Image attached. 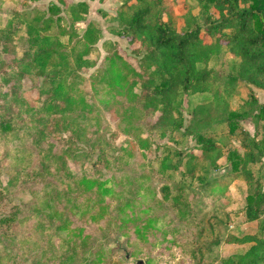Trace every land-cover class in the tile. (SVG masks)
Here are the masks:
<instances>
[{
	"label": "trees",
	"instance_id": "16d2710c",
	"mask_svg": "<svg viewBox=\"0 0 264 264\" xmlns=\"http://www.w3.org/2000/svg\"><path fill=\"white\" fill-rule=\"evenodd\" d=\"M39 1L25 0L22 6ZM56 1L33 13L16 11L5 24L0 17V44L11 57L6 62L0 56V141L30 140L42 169L36 178L47 184L35 201L15 205L9 212L0 207V264H122L102 244L91 248L93 235L86 228L95 225L105 240L114 223L119 230L132 225L136 241L147 243L162 222L154 216L143 220L135 211L142 188L134 197L131 191L117 195L115 199L124 200L113 215L106 204L107 197L116 195L111 181L76 175L68 163L72 149L60 153L52 141L61 132H77L80 137L90 132L94 138L89 142L108 168L112 161L129 165L125 160L135 158L138 149L151 150L156 145L153 137L168 138L172 145L161 146L156 162L168 180L163 198L181 221L191 208L192 184L208 186L209 170L224 154L231 175L243 177L244 214L257 227L237 239L250 247L223 264H264V105L254 95L239 97L236 109L232 105L243 88L264 89V0H190L199 14L189 13L178 22L169 0H123L120 34L137 46L135 56L107 41L102 68L92 75L94 90L98 86L105 94L104 108L117 109L120 128L131 137L120 146L100 134L101 112L87 99L82 75V70L96 68L93 55L103 39L102 30L87 17L89 2L96 0ZM79 23L86 27L82 35L73 27ZM225 55L228 69L223 73L217 68ZM31 93L37 94L40 106L31 105ZM13 112L18 114L15 118ZM156 115V122L149 124ZM185 115L191 117L188 126ZM247 119L255 124L254 136L241 124ZM190 140L194 147H189ZM110 151L116 154L112 158ZM3 196L0 193V202ZM48 220L57 222V243L45 237L43 223ZM175 233L165 231L164 240L170 242L168 237Z\"/></svg>",
	"mask_w": 264,
	"mask_h": 264
},
{
	"label": "rangeland",
	"instance_id": "374dc122",
	"mask_svg": "<svg viewBox=\"0 0 264 264\" xmlns=\"http://www.w3.org/2000/svg\"><path fill=\"white\" fill-rule=\"evenodd\" d=\"M25 0H0V17L3 23H7L15 14L16 11H28L30 13L45 9L51 1L42 0L39 2H30L28 6H22ZM75 3L85 2L87 0H73ZM173 5V15L176 22L189 13L198 15L199 9L195 8L190 0H169ZM123 0H96L89 2L90 12L87 15L89 20L93 21L103 32V39L96 45V50L93 55L97 59V66L94 69L82 70L83 77L86 81L87 99L95 103V106L101 112L102 127L100 134L105 137L114 146H120L128 143L131 137L124 134L120 128L119 116L115 114V109L111 111L104 108L101 100L104 99V92L97 86V90L93 88L92 75L102 68L107 52L104 48V43L110 41L114 45V49H119L128 56L134 57L136 47L129 44L127 39L122 36V20L120 18V9ZM218 16V13L215 14ZM79 35L85 31V24H76L73 26ZM0 56L8 62L10 56L3 53L2 45L0 44ZM228 55L219 58V67L217 70L225 73L228 69ZM1 83V75H0ZM35 84L40 83L39 80L34 81ZM32 84H29L30 88ZM140 92V91H138ZM251 95L257 99L259 104L264 105V89L251 86V88H243L234 98L232 105H235L239 97L248 99ZM31 105L40 106L37 100V94L31 93L29 96ZM35 100V103L32 101ZM1 105V104H0ZM117 110V109H116ZM14 118L18 114L13 112ZM155 118L148 119V123L153 125L157 120ZM22 126L21 133L26 128L23 126V119L20 118ZM186 126L191 122V117L185 115ZM242 126L251 136L256 134L255 124L251 119L241 122ZM103 133V134H102ZM148 136V134H146ZM94 136L86 134L83 137L77 132H61L54 135L53 142L60 153L72 149V158L68 159L70 169L80 175V172L89 175L101 177L103 181H111L112 187L116 191L114 197H107L106 204L111 206L112 214L118 203L124 200L117 198V195L124 194L125 191L130 192L131 196L141 189L142 195L138 196L135 211L146 220L150 216L162 219V222L157 224V228L152 235L149 236L147 243H139L132 234V225H129L125 230L117 229L115 223L111 227V231L105 240L101 231H95L96 226H88L86 233L93 235V243L91 248L102 244L104 250L109 256L119 260L122 264H136L139 260L145 264H223V261L232 257L235 254L245 252L250 243L240 244L237 239L243 235L252 234L257 227L255 222H249L244 214L246 205L247 187L243 177L238 174L231 175V168L226 162L225 155H221L217 167H211L209 170V185L202 186L198 182L192 184V200L190 211L186 219L183 221L176 219L174 211L171 210L172 204L165 202L163 198V186L168 183V180L160 174V167L157 164V158L161 155L164 144L172 145L167 138L161 140L153 137L156 145L151 150L135 151L136 157L124 162H111L110 168L100 160V151L89 139ZM22 143L13 140L0 141V182L1 188L6 187L7 190H1L3 193L0 207L2 212H9L15 205L35 201L42 197L46 191V182L36 175L42 171L39 161L36 158L38 151L32 147L30 140H23ZM239 145L238 142H236ZM101 145V144H100ZM194 141H189V147H194ZM16 148H21L23 151H15ZM47 148V145H44ZM243 151V150H242ZM110 158L114 152H108ZM197 155L199 151L195 152ZM71 155V154H70ZM138 157V158H137ZM264 163V159H263ZM177 178H181L177 175ZM121 181L120 185L117 183ZM133 181V185L129 184ZM193 196V197H192ZM157 197V198H156ZM149 210L148 214H143L142 211ZM77 219L83 222L81 215ZM52 222V223H51ZM46 229V239L53 240L57 243L58 234L55 232L57 225L56 221L48 220L43 223ZM79 225H81L79 221ZM51 226V227H49ZM176 231L175 235L169 236L166 242L164 240L165 231ZM126 234H129L127 236ZM45 247H48L45 241ZM1 250V248H0ZM89 257V256H88ZM27 263V262H26ZM29 264V263H27Z\"/></svg>",
	"mask_w": 264,
	"mask_h": 264
},
{
	"label": "water",
	"instance_id": "95a60500",
	"mask_svg": "<svg viewBox=\"0 0 264 264\" xmlns=\"http://www.w3.org/2000/svg\"><path fill=\"white\" fill-rule=\"evenodd\" d=\"M136 264H145V262L142 260H139Z\"/></svg>",
	"mask_w": 264,
	"mask_h": 264
}]
</instances>
